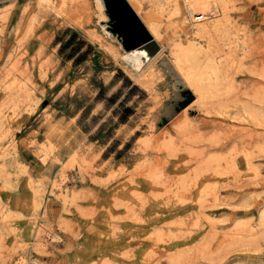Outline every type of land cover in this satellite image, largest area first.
Returning <instances> with one entry per match:
<instances>
[{"label":"rangeland","instance_id":"obj_1","mask_svg":"<svg viewBox=\"0 0 264 264\" xmlns=\"http://www.w3.org/2000/svg\"><path fill=\"white\" fill-rule=\"evenodd\" d=\"M38 1L0 0V257L19 241L8 264H264V116L218 114L181 78L185 2L141 0L163 34L143 82L106 0ZM230 15L234 111L264 87V0Z\"/></svg>","mask_w":264,"mask_h":264},{"label":"bare ground","instance_id":"obj_2","mask_svg":"<svg viewBox=\"0 0 264 264\" xmlns=\"http://www.w3.org/2000/svg\"><path fill=\"white\" fill-rule=\"evenodd\" d=\"M173 1L175 2V11L180 12L179 0ZM182 1L185 2L187 10H189V14H192L194 20H191V18L189 19L186 13L180 19V25L188 36V41L183 43L177 39L171 49V59L173 60L172 62L174 63L177 72L188 85L190 90L194 92L200 104L207 105V107L208 104H211V106L215 108L218 107L216 112L221 115L227 116L230 114L229 116L232 117V114L234 113L236 115L238 114L242 120L250 123L261 122L262 117L264 116V111L262 109V105H264V87H261L250 94V100L241 104L242 106L240 109L234 108V111L228 110V107L230 106L228 105L229 101L227 102L226 99L232 95L235 84L234 81L229 78L230 75H226L227 72L225 70L234 64V57L235 54H237L236 49H239L242 45V43L238 42H241L237 35L238 28L230 15L235 0ZM38 2L43 5L45 3L48 4L49 0H39ZM106 3L108 6L106 22L110 28H113L122 34V44L128 52L124 56H121V58L129 67L133 65L134 71H130L132 77L135 76L137 81H143L146 76L145 72L148 71L150 76L154 75L152 70L153 62L150 61L159 52V49L155 47L156 44H154L159 42L163 35L159 25L151 21L150 18H144L141 15V9H143L140 6L141 0H106ZM208 15H210V17ZM199 20L205 21L201 22ZM220 42L222 44H220ZM243 46L245 47L244 44ZM113 53H115V51H113ZM145 63L149 64L145 68V71H141ZM261 77L264 78V68ZM146 82H149L150 84L152 83L151 79H147ZM149 86L148 89H150ZM11 90L13 91V88ZM167 143L168 142H166V144ZM247 161L250 164L249 156ZM259 219L261 222L260 224H263L262 226H264V210L260 214ZM37 234L34 236V241L36 242V245L41 246L42 241L39 239V234ZM50 237L58 238L52 234H50ZM27 245L28 244L16 241V244H14V246L12 245L13 247L8 250L9 255L3 254V256L0 257V264H8L11 257L16 253L18 254L19 251L25 253L28 248ZM27 262V259L21 257L15 262V264H28Z\"/></svg>","mask_w":264,"mask_h":264},{"label":"water","instance_id":"obj_3","mask_svg":"<svg viewBox=\"0 0 264 264\" xmlns=\"http://www.w3.org/2000/svg\"><path fill=\"white\" fill-rule=\"evenodd\" d=\"M120 33V32H119ZM121 37H122V34L120 33ZM122 41V40H121Z\"/></svg>","mask_w":264,"mask_h":264},{"label":"built area","instance_id":"obj_4","mask_svg":"<svg viewBox=\"0 0 264 264\" xmlns=\"http://www.w3.org/2000/svg\"><path fill=\"white\" fill-rule=\"evenodd\" d=\"M199 21H201V20H199Z\"/></svg>","mask_w":264,"mask_h":264}]
</instances>
